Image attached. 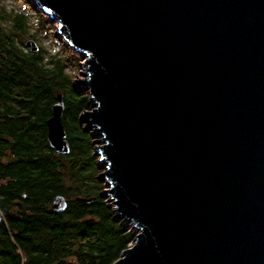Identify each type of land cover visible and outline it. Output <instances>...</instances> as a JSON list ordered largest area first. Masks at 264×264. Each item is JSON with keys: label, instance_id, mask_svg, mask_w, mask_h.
I'll return each instance as SVG.
<instances>
[{"label": "water", "instance_id": "water-1", "mask_svg": "<svg viewBox=\"0 0 264 264\" xmlns=\"http://www.w3.org/2000/svg\"><path fill=\"white\" fill-rule=\"evenodd\" d=\"M34 1L86 54L80 121L138 230L112 264H264V0ZM58 100L48 142L67 154Z\"/></svg>", "mask_w": 264, "mask_h": 264}, {"label": "trees", "instance_id": "trees-1", "mask_svg": "<svg viewBox=\"0 0 264 264\" xmlns=\"http://www.w3.org/2000/svg\"><path fill=\"white\" fill-rule=\"evenodd\" d=\"M0 4V264H112L134 239L92 174V107L52 54L20 45L25 15ZM70 86L68 89L67 87ZM63 96L70 152L48 142L47 120ZM96 156V155H95ZM58 196L67 205L57 211Z\"/></svg>", "mask_w": 264, "mask_h": 264}, {"label": "rangeland", "instance_id": "rangeland-1", "mask_svg": "<svg viewBox=\"0 0 264 264\" xmlns=\"http://www.w3.org/2000/svg\"><path fill=\"white\" fill-rule=\"evenodd\" d=\"M0 4L3 5L2 10L5 9L12 13H23L25 15V34L20 35L24 44L20 41V45L27 51H32L28 49L26 41L29 39L34 40L43 51V55L47 58L46 62H48L52 54L61 56L63 58L62 64L64 65V69L68 72V75L71 76V80L73 79V84L81 91L88 94V88L77 84L75 81V79H78L77 74L80 78L87 77V74L84 73L85 68L81 64L85 61L86 54L69 44L65 37L58 31L59 23L53 19L49 13L40 8L34 0H0ZM67 88L69 89L70 86ZM80 123H82L85 129L91 132L92 136L94 153V158L92 159V174L98 182L103 183L101 194L106 198L108 205L113 208V205L110 204L112 198L108 193H103L105 189L110 187L109 180L102 173V171L106 169L107 163L102 162L100 156H98L95 151V146L103 142L101 139H98L101 138L102 135L92 134L94 127L89 126L87 121H82ZM113 211L115 219L127 225L128 229L135 236L138 230L134 224L122 218H117L114 208ZM132 242L133 241H131L129 245H131Z\"/></svg>", "mask_w": 264, "mask_h": 264}, {"label": "flooded vegetation", "instance_id": "flooded-vegetation-1", "mask_svg": "<svg viewBox=\"0 0 264 264\" xmlns=\"http://www.w3.org/2000/svg\"><path fill=\"white\" fill-rule=\"evenodd\" d=\"M1 215V214H0Z\"/></svg>", "mask_w": 264, "mask_h": 264}]
</instances>
